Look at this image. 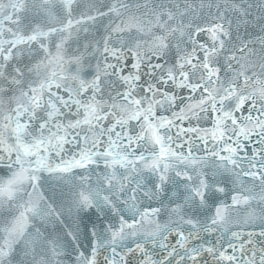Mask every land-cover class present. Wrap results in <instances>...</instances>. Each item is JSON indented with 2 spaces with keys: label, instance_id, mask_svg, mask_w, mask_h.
Here are the masks:
<instances>
[{
  "label": "snow or ice",
  "instance_id": "snow-or-ice-1",
  "mask_svg": "<svg viewBox=\"0 0 264 264\" xmlns=\"http://www.w3.org/2000/svg\"><path fill=\"white\" fill-rule=\"evenodd\" d=\"M0 264H264V0H0Z\"/></svg>",
  "mask_w": 264,
  "mask_h": 264
}]
</instances>
